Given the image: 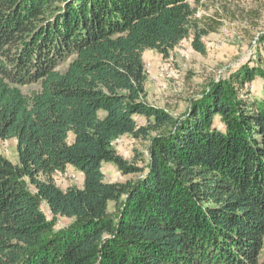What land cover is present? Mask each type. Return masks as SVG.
<instances>
[{
  "label": "trees",
  "instance_id": "1",
  "mask_svg": "<svg viewBox=\"0 0 264 264\" xmlns=\"http://www.w3.org/2000/svg\"><path fill=\"white\" fill-rule=\"evenodd\" d=\"M189 1L0 0V141L17 156L0 154V264H264V95L248 98L264 34L180 117L146 102L144 52L205 54L220 25ZM124 136L146 156H119ZM68 170L81 188L56 186Z\"/></svg>",
  "mask_w": 264,
  "mask_h": 264
},
{
  "label": "rangeland",
  "instance_id": "2",
  "mask_svg": "<svg viewBox=\"0 0 264 264\" xmlns=\"http://www.w3.org/2000/svg\"><path fill=\"white\" fill-rule=\"evenodd\" d=\"M194 6V0L189 1ZM198 18L219 20V26L214 33L204 37L205 54L195 52L190 47V41H182L168 58L147 50L143 54L147 82L146 102L149 105L164 109L170 114L180 117L187 109L190 100L201 94L202 90L213 79L225 72L236 71L243 64L253 62L255 54L253 47L259 35L264 34V0H199ZM257 10L259 19L249 21L248 12ZM212 23V22H211ZM264 47V46H263ZM258 48V47H257ZM256 48V50H257ZM264 56V48L261 51ZM251 97L264 95V83L253 84ZM251 96V97H250ZM138 125H144L143 119H137ZM218 128V120L214 123ZM15 141H0V154L12 163L17 162ZM147 142L124 136L114 143L119 156L127 162H132L138 155L146 156ZM142 166L140 161L136 164ZM106 181L110 183L125 182L135 176H122L113 166H103ZM81 173L68 170L56 173L53 180L58 188L82 187ZM45 214L49 213L42 207ZM70 223L69 219L58 218L56 228H62ZM264 261V242L260 254Z\"/></svg>",
  "mask_w": 264,
  "mask_h": 264
}]
</instances>
